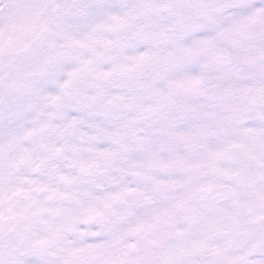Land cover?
<instances>
[{
  "label": "snow or ice",
  "instance_id": "1",
  "mask_svg": "<svg viewBox=\"0 0 264 264\" xmlns=\"http://www.w3.org/2000/svg\"><path fill=\"white\" fill-rule=\"evenodd\" d=\"M0 264H264V0H0Z\"/></svg>",
  "mask_w": 264,
  "mask_h": 264
}]
</instances>
